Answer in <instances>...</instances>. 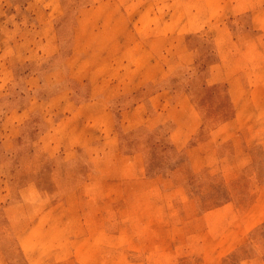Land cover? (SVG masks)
Returning <instances> with one entry per match:
<instances>
[{"label": "rangeland", "instance_id": "374dc122", "mask_svg": "<svg viewBox=\"0 0 264 264\" xmlns=\"http://www.w3.org/2000/svg\"><path fill=\"white\" fill-rule=\"evenodd\" d=\"M259 181L264 0H0V264H264Z\"/></svg>", "mask_w": 264, "mask_h": 264}, {"label": "crops", "instance_id": "0c3cea01", "mask_svg": "<svg viewBox=\"0 0 264 264\" xmlns=\"http://www.w3.org/2000/svg\"><path fill=\"white\" fill-rule=\"evenodd\" d=\"M93 105H94V103H90V102L89 103H84V104H81V105H75V106H72V107L68 103H64L63 104V108H64L63 114L64 115H63L62 118H59L57 126H55V128H53L55 134L57 133V136H58V134L63 133L65 128L67 126H69L70 124H73V123H76L79 126V129L77 127L76 131L74 132L75 140L71 141V143L67 146V149L65 148L64 152L62 154H60L61 158H64V156H66L65 154H67V156H68V151H72V149L83 148V147L89 146V144L93 142V137H94V135L97 134V131L102 132V133L109 132V128L110 127L108 125V121H106L107 124H105L106 122L103 121L100 125H91V126H89L90 128L87 129V130H89V133H87L86 130H83L81 128V127H83L85 129V126H82L81 123H84L87 120H93V117L90 118V116H92V114H87L86 113V112H90L91 113V106H93ZM27 113H35V109L34 108H30V109H28ZM83 116H86V119ZM85 125H89V124L87 123ZM80 129H82V130H80ZM89 134L91 135L90 139L88 138ZM196 153L197 152L188 153L189 154V161L188 162H189V164H191V167H190V171L191 172H197L198 169L200 168V167H196L193 164V160L191 159V156H193ZM123 171H124L125 178H126V172L128 171V169L127 170H123ZM95 172L97 174H99L101 171H99L98 169H95ZM103 175H106V176L102 177L101 180L93 181L88 186H83V187H86L87 189H89V191H94L95 194L99 195L100 193L102 194L105 191H112L113 192V191L116 190V191L120 192L123 189H129V186L134 184L132 181H129V180L125 179V178H120L119 176L114 177L113 172H109L106 169L103 170ZM118 175H119V173H118ZM73 183L74 182L69 183V185L66 187L67 190L69 191V192L65 193L66 196L64 195L65 197H62V198L59 199L60 201L63 200V202L65 204H67V200L69 199L70 193H72L75 190H77L76 185L73 184ZM149 184H150V182L144 181V185L148 186ZM256 185L257 186L252 187L251 190L254 191V190H256V187L257 188L261 187V188H259L257 190V196L255 198V201H258L260 196L264 195V191H263L264 190V183H263V181L262 182L259 181L258 184H256ZM111 200H112V202H114L113 201L114 199L111 198ZM90 201H91L92 204L99 205V204H103L105 202V199L99 195V196H96V197H92L90 199ZM127 201H128V199H127ZM38 204H41V202L38 203ZM217 252L220 253L221 251H219L217 249ZM195 264H205V260L203 259L201 261H198ZM216 264H218V263H216Z\"/></svg>", "mask_w": 264, "mask_h": 264}]
</instances>
